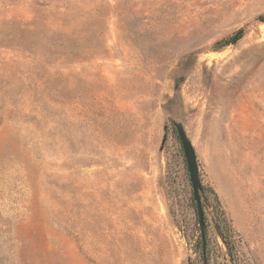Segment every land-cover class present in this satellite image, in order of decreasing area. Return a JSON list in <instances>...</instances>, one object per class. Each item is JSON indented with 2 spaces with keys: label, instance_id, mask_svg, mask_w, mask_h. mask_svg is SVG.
Wrapping results in <instances>:
<instances>
[{
  "label": "rangeland",
  "instance_id": "rangeland-1",
  "mask_svg": "<svg viewBox=\"0 0 264 264\" xmlns=\"http://www.w3.org/2000/svg\"><path fill=\"white\" fill-rule=\"evenodd\" d=\"M262 15L264 0H0V264H264ZM173 123L223 211L205 190L204 261Z\"/></svg>",
  "mask_w": 264,
  "mask_h": 264
},
{
  "label": "water",
  "instance_id": "water-1",
  "mask_svg": "<svg viewBox=\"0 0 264 264\" xmlns=\"http://www.w3.org/2000/svg\"><path fill=\"white\" fill-rule=\"evenodd\" d=\"M260 23L264 24V21H259ZM243 30L239 31L235 37L241 36L243 34ZM234 39H231L229 43H233ZM174 132L177 136V139L181 145L182 152L184 155L185 163H186V169L189 176V182L192 189V199L195 203V209H196V218L198 222V227L200 231L201 241L203 245V252H204V243H205V210L209 208L208 201L205 197V189L203 188L200 176L198 172V165L196 160V154L195 150L192 146L191 141L189 140L182 124L180 123H173ZM167 130L168 127L165 126L163 131V137L161 141V150L166 142L167 139ZM212 222L214 223L215 231L219 237V239L224 243L223 236L219 230V225L215 223V220L212 219Z\"/></svg>",
  "mask_w": 264,
  "mask_h": 264
},
{
  "label": "trees",
  "instance_id": "trees-1",
  "mask_svg": "<svg viewBox=\"0 0 264 264\" xmlns=\"http://www.w3.org/2000/svg\"><path fill=\"white\" fill-rule=\"evenodd\" d=\"M257 20H259V21H262L263 20L264 21V15L259 16L257 18ZM72 23H74V21H72ZM239 38H241V36L236 37V39L234 38V41L238 40ZM230 40H228V41H220V42L216 43L215 44V48L217 50H222L223 48H225L226 46L229 45ZM205 190H206V192L208 194H210V195H212L214 197L215 203L219 206V209H220V211H219L220 213L219 214L222 215L223 211L221 210L220 203H219L218 198H217L216 194L214 193V191L211 190V189H205ZM200 246H201L200 247L201 248L200 250H201V259H202V261L208 260V247H207L208 246V242H207V239H206V230H205L204 252H203V245H202L201 238H200Z\"/></svg>",
  "mask_w": 264,
  "mask_h": 264
}]
</instances>
